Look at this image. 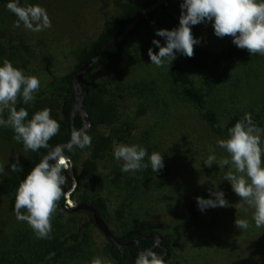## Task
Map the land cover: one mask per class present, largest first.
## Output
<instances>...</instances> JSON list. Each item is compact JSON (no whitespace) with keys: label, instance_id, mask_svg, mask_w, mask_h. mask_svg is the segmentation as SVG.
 <instances>
[{"label":"rangeland","instance_id":"374dc122","mask_svg":"<svg viewBox=\"0 0 264 264\" xmlns=\"http://www.w3.org/2000/svg\"><path fill=\"white\" fill-rule=\"evenodd\" d=\"M181 2L175 0L170 8L176 27ZM20 3L43 7L52 26L40 32L29 31L22 23L20 27H14L17 17L6 5L0 4V66L4 59H8L25 74L38 77L39 91L49 79L43 59H50V71L54 75L62 76L73 71L76 52L86 47L115 15L112 0H21ZM169 28L161 11H157L146 23L138 26L120 57L85 80L87 85L101 83L112 90L119 87L117 95L121 93L125 99L121 103V119L130 122L133 128L127 137L123 135L126 137L123 141L118 138L120 133H116V126L96 128L99 135L110 138L111 149L94 161L91 177L76 188L74 200L79 202L81 195L87 199L103 197L112 216L111 228L118 235L122 233L123 223L136 226L142 222L144 227L160 234L172 233L175 238L178 230L180 238L172 244L165 264H264V227L255 226L254 210L246 204L236 209L237 204L243 202L232 190L230 182L223 179L231 165L220 167L214 163L208 167L204 164L209 155H215L217 162L228 155L217 143L225 138L213 135L194 107L178 100L168 79L169 64L157 67L150 61L148 49L159 51L152 44L153 39L160 40L162 45L165 43L164 38L155 35L156 30ZM191 31L200 40L197 45L204 48L217 50L228 38L217 37L211 23L192 26ZM184 69L200 85L204 75L189 65H184ZM136 84L138 88H144L145 101H151V107L142 115L136 114L142 102L137 90L131 88ZM145 85L152 90L147 92ZM39 91L34 93V101L28 104L38 101L36 94ZM211 96L217 100V112L223 115L249 110L264 113V56L256 54L250 61L232 67L226 73L221 94L212 93ZM44 103L50 104L51 99ZM4 114L7 118V111ZM116 144L140 145L149 155L158 151L163 156L164 167L154 173L149 164L138 176L129 171L126 179L114 185L113 166L115 162H122L114 157ZM32 152L24 151L23 144L14 139L11 128L0 126V164L5 167L0 180L15 175L17 172L10 170L11 163L18 157L22 165ZM88 158L89 154H82L71 163L77 176L81 175L82 165ZM147 162L146 157L144 163ZM134 178L140 179L141 183ZM65 187L69 190V181ZM209 190L223 191L229 206L200 210L197 224L187 226L188 206L197 203V197L215 199L210 197ZM133 195L136 204L132 206L137 210L121 222L117 217L120 203L131 200ZM7 205L8 197H0V264H38L49 239L37 238L27 222L18 221L14 212H8ZM236 218L248 220L249 228L238 229ZM85 220L86 216L82 214L61 217L55 213L51 219V236L74 230ZM88 231L89 245L79 256L59 264H91L94 257H100L98 247L102 245L103 237L92 225Z\"/></svg>","mask_w":264,"mask_h":264},{"label":"clouds","instance_id":"9594fccd","mask_svg":"<svg viewBox=\"0 0 264 264\" xmlns=\"http://www.w3.org/2000/svg\"><path fill=\"white\" fill-rule=\"evenodd\" d=\"M17 17L14 27H20L40 32L51 28V20L46 10L38 4L21 5L20 0H10L6 5ZM179 25L171 30L158 29L156 36L162 37L165 43L153 39L152 44L159 49L154 52L148 49L152 64L162 67L174 61L177 53L186 57L194 56V46L200 40L192 34V26L201 23H211L214 34L219 38L232 37V43L246 49L250 56H264V0H182L180 4ZM40 88V80L34 75L25 74L22 69L14 67L8 59L0 66V126L11 128L14 139L23 144L24 151L36 152L41 148L49 149L40 162L32 168L19 183L15 193L14 214L16 219L27 222L39 239H51V219L58 209V202L64 195L63 187L68 182L64 174L68 170L67 157L61 146L52 148L49 141L58 134L60 124L51 117V109L44 108L35 112L29 119V113L24 107L17 109L18 100L24 104L34 101V93ZM7 111V118L4 112ZM262 133L254 122L252 115L245 113L244 117L228 129V138L217 141L227 156L217 162L215 155H209L204 164L211 167L214 163L220 167L231 165L223 176L230 182L232 190L243 203L253 209L252 219L256 227H264V147ZM69 151L74 148L91 147V136L86 127L74 129L67 144ZM116 160L122 161V172H135L147 169L149 164L154 173L164 167L163 156L158 151L150 155L140 145L116 144L113 148ZM147 157V163H144ZM12 172L22 171L19 158L11 163ZM5 167L0 164V174ZM210 197H197V205L201 211L207 208L228 207L223 191L209 190ZM67 218V217H65ZM238 229L247 230L249 221L235 219ZM55 255L50 253L49 258ZM91 264H110L105 258L94 257ZM133 264H165L162 255L151 249L137 254Z\"/></svg>","mask_w":264,"mask_h":264},{"label":"trees","instance_id":"16d2710c","mask_svg":"<svg viewBox=\"0 0 264 264\" xmlns=\"http://www.w3.org/2000/svg\"><path fill=\"white\" fill-rule=\"evenodd\" d=\"M157 1L158 0H112L115 15L103 25L98 35L86 47H83L76 52V64L73 71L62 76L54 75L50 71V59L48 57L43 59L45 63L44 69L49 75V79L39 93L36 94L38 101L36 100L33 102V105H31L24 104L22 100H18L16 107L17 109L24 107L29 113V119L39 110L44 108L51 109V117L60 124L58 134L49 141V145L52 148L69 142L72 127L73 130L80 129L83 125L81 117L76 115L72 118L70 112L74 101L73 76L78 68L88 60L96 57L107 44L126 28L138 12L150 7ZM174 1L175 0H171L160 5L157 9L143 17L135 28L131 30L119 44L102 54L97 62L94 63L91 69L84 75L82 85L88 91L84 98V104L92 122V126L87 130L88 134L91 136V147H86L84 149L74 148L71 151L67 148L64 149V156L67 157V160L71 163L76 162L82 154H89L88 160L82 165L80 176H77L76 170L73 167L77 178V187L84 179L91 177L94 170V161L111 149L110 138L108 136L103 137L99 135L96 132V128L98 126H116V133H120L118 138L121 141L126 140L125 138L133 128V125L130 122L121 119V112L123 110L121 103L125 102V99L121 96V93L117 95L119 87L112 90V88L106 84H96L91 82V84L87 85L85 84V80L92 77L93 72L102 71L107 68L111 62L120 57L128 47L132 35L138 26L146 23L156 14L157 11H161L164 19L168 21L170 30L175 28L176 24L170 16V8ZM9 2L10 0H0V4L2 5H7ZM227 37L226 41L222 42L217 50L210 47L204 48L195 45L194 56L191 58L177 53V58L172 61L171 65L169 64L167 71L168 79L178 97V100L192 105L208 130L213 135L225 139L228 138V129L233 127L237 121L241 120L245 113L251 114L253 122L259 128L264 129V113H257L249 110L229 112L228 114L223 115L216 110V108H218V104H216L217 100L212 98L211 95L212 93L221 94L226 73L229 72L232 67H237L239 64L250 61L254 56H250L246 49L236 47L232 43V37ZM184 65H189L192 69L204 75L200 85H197L188 75L184 69ZM111 84L112 82H110V85ZM145 87L147 92L152 90L149 88V85H145ZM123 88H126V86H123ZM131 88L136 89L138 99H142L136 113L137 115H142L151 107V101H145L146 94L144 93V88H138L137 84L136 86L132 85ZM48 98L51 99V103L46 105L44 102ZM3 115L4 118H6V115ZM3 129H6V127H3ZM124 134L126 137L123 136ZM262 141H264V138ZM261 146L264 147V143H262ZM48 151L49 149L41 148L36 152H32L30 157L22 163V171L0 180V197H8V212H14L15 193L19 183L26 177L32 168L40 162L42 157L46 155ZM262 162H264V156H262ZM121 166L122 162H115L113 166L114 176L112 178V183L114 185H118L123 179L128 177L129 172H122ZM140 173V171H135V176L140 175ZM143 173L146 175L145 172ZM64 174L66 175V173ZM134 180L141 183V180L138 178H134ZM127 182L130 183V180H127ZM62 187L64 195L58 202V209L56 211L57 215L64 217L65 215L76 216L82 214L86 216V220L81 222L74 230L65 231L61 233L60 236H51L52 238L47 241L38 264H59L64 260H71L72 258L79 256L84 248L90 243L88 230L91 225L94 226L92 217L89 213L83 211L71 212L67 208L65 202V193L68 190L65 185ZM71 197L74 199L75 191L72 193ZM135 197L136 196L133 195L131 200L125 199L120 203V209L117 212L119 221L122 222L127 219L128 216H131V212L137 210L134 207L136 204ZM79 203L93 206L105 220L112 234L120 242H126L132 238H138L148 232H156L149 227H144V223L142 224V222L136 226L123 223L121 228L122 233L118 235L111 228V226H113L112 216L107 202L103 197L97 196L95 198L87 199L84 195H81ZM133 203L134 206H132ZM199 216L200 209L197 203H191L188 206L186 214L187 226L197 224ZM160 235L162 236L161 246L167 249V255L163 257L164 260L167 261L171 254L172 244L180 238V232L178 230L175 232L176 238L172 233ZM151 248L154 252L160 255L163 254V249L154 246V241L152 239H144L136 245L120 249L103 237V243L98 247V252L100 257L105 258L107 261H111L113 264H124L129 256ZM50 253H54L55 255L49 258ZM31 263H33V261ZM23 264H27V262H24Z\"/></svg>","mask_w":264,"mask_h":264},{"label":"water","instance_id":"95a60500","mask_svg":"<svg viewBox=\"0 0 264 264\" xmlns=\"http://www.w3.org/2000/svg\"><path fill=\"white\" fill-rule=\"evenodd\" d=\"M171 0H158L155 4L151 5L150 7L141 10L138 12L134 18L129 22V24L126 26V28L117 36L115 37L109 44H107L103 50L94 58L88 60L85 62L83 65H81L77 72L73 76V94H74V101L71 107V117L73 118L74 116H80L83 125L81 128H85L88 130L92 126V122L89 118L88 112L85 108L84 104V98L86 97L88 91L85 89L82 85V79L84 75L91 69L92 65L97 62V60L101 57L102 54L106 53L110 49H112L114 46L119 44L123 38H125L131 30L135 28V26L139 23V21L145 17L148 13L154 11L157 9L160 5L167 3ZM80 128V129H81ZM73 131V127H72ZM68 142L65 144H60L58 146H61L63 149L67 148ZM55 148V147H54ZM66 164L68 166V170L65 171L66 176L70 182V188L69 190L65 193V202L67 205V208L71 212H87L91 215L93 224L95 228L99 231V233L108 241L112 242L115 246H117L120 249L127 248L133 245L138 244L144 239H152L154 241V246L156 247H161L163 249V254L162 256L165 257L167 255V249L165 247L161 246L162 242V236L158 232H148L144 234L143 236H140L138 238H132L126 242H120L115 238V236L112 234L110 231L107 223L105 220L101 217L99 212L91 205L85 204V203H79L75 202V200L71 197L72 193L76 190L77 188V178L74 172V168L68 160H66ZM152 250V248H151ZM138 254V253H137ZM137 254H134L132 256H129L124 264H132L133 261L135 260ZM158 254V253H157ZM160 255V254H158Z\"/></svg>","mask_w":264,"mask_h":264}]
</instances>
